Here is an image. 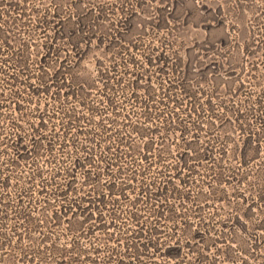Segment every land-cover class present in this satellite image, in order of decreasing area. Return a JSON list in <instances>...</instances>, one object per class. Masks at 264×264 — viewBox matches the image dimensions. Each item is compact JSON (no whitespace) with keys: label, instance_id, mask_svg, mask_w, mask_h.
Returning a JSON list of instances; mask_svg holds the SVG:
<instances>
[{"label":"rangeland","instance_id":"obj_1","mask_svg":"<svg viewBox=\"0 0 264 264\" xmlns=\"http://www.w3.org/2000/svg\"><path fill=\"white\" fill-rule=\"evenodd\" d=\"M181 1L5 0L0 38H7L10 50L0 54L7 62H0V146L21 134L31 143V127L45 111L42 132L53 147L34 149L15 171L6 170L12 177L7 187L0 185V264H48L59 259L57 248L72 247L75 230L62 213L79 212L64 209L73 199L56 197L64 180L52 177L83 155L91 169L86 174H102L92 185L80 171L77 198L90 189L109 192L113 179L119 184L93 210L106 227L82 236L81 248L95 258L89 264H115L123 257L134 259L132 264H264V0H243L242 9L232 8L238 0L222 1L230 7L231 38L255 41L239 65L237 83L244 87L238 91L209 75L185 79V48L195 33L184 16L191 4ZM210 1L191 0L195 5ZM162 8L172 14L159 26ZM86 11L93 12L94 41L119 42L94 53L116 66L120 83L109 92L100 83L84 107L81 98L66 99L65 89L32 97L28 80L12 82L9 71L26 78L19 59L33 75L30 82H37L57 23ZM45 19L47 27L39 26ZM159 55L170 62L155 59ZM108 98L114 111L103 109ZM93 103L98 108L92 113ZM74 115L76 128L62 137V124ZM146 140L155 142L148 155L142 149ZM4 146L0 159L13 157V148ZM137 231L145 233L139 240L133 237ZM133 242L136 248L151 246L139 256ZM173 244L182 247L177 258L166 251Z\"/></svg>","mask_w":264,"mask_h":264},{"label":"trees","instance_id":"obj_2","mask_svg":"<svg viewBox=\"0 0 264 264\" xmlns=\"http://www.w3.org/2000/svg\"><path fill=\"white\" fill-rule=\"evenodd\" d=\"M222 1L225 0H211L210 2L201 3L195 5L191 0H183L181 4H191L189 8L185 10V19H187L186 25L191 26V31L195 33V39L193 42L185 48L187 67L185 66L184 71H181L185 79H190L192 77L200 76V78H205L210 76L215 81H224L235 90H241L244 85L243 83H237L239 79L240 71L239 65L245 54L252 52V46H255V41L249 40L248 42H236V39L231 38V34L228 30L227 25V13L230 7ZM5 0H0V19L4 20V15L7 11L4 5ZM11 5V9L17 7L16 4L8 2ZM244 1L238 0L233 4V9H242L244 7ZM2 7V8H1ZM3 9V10H2ZM166 8L161 9V15L159 17V26L167 25L168 18L172 12L168 13ZM2 10V11H1ZM92 11H86L79 14L76 20L68 18L57 23L55 27V33L52 36L51 42L46 45V51L42 56L44 62V68L41 69V73L37 76V82H30L33 75L28 71L29 68L24 62L22 64V59H19L20 68L22 73L26 74V78L20 79V74L15 71H9L11 68L17 69L18 66L8 65V72L12 78L14 77L13 83L23 84L25 79L29 81V89L31 96L39 95L41 93L49 94L56 93L60 95L62 89L66 99H71L74 97L81 98V104L85 107L88 101H91V97L95 94L96 90L99 89L100 83H103L106 92L112 89L115 83H120L122 77H119L118 70L112 63H105L106 58H99L95 51H98L101 47H105L107 50H111L118 46V41L115 39H110L106 43L105 39H97L94 41V37L91 35L93 29V22H91L90 17L93 15ZM101 16V11L99 12ZM98 16V17H99ZM92 19V18H91ZM195 19V20H194ZM94 20V19H93ZM192 20V22H191ZM126 21H129L127 18ZM126 21H123V25H126ZM50 21L42 20L39 23L41 27H47ZM2 31V25L0 24V32ZM67 38V40H64ZM67 44L70 46L67 47ZM106 44V45H105ZM2 50H10V43L7 38H0V54ZM1 57V55H0ZM21 57V55L19 56ZM94 57L95 61L91 58ZM2 58V57H1ZM166 60L164 62H170L167 56L155 57V59ZM154 60V59H153ZM1 65L7 64L4 60L0 59ZM4 62V63H3ZM147 64H152V59H147ZM264 64V60L261 62ZM176 72H179V63H175ZM161 71V69L159 70ZM111 97V95H110ZM22 104L17 103V108L21 109ZM98 106L93 103L88 109L95 112ZM103 109L113 110L112 101L108 98L106 99V104ZM41 111V110H40ZM45 111L39 113V119L33 123L31 127V134L34 135L31 138V143H25V135H15L16 137H10L4 139L1 146H4V150L7 147L13 148L14 156L8 159H0L2 165L0 167V185L2 187H7L10 184V179L12 174L7 171H15L16 167L26 162L30 157L34 149L45 147L47 151L52 150V143L44 138L47 136L43 135V130L47 127V121H45ZM72 113L68 117H72ZM78 117L74 115L73 120H68L64 122L61 126L62 137H68L72 133L73 129L76 128V122ZM80 119V117H79ZM104 128V125H102ZM106 126V125H105ZM36 135L40 136L36 138ZM144 136V134H141ZM63 140L60 144L64 143ZM0 146V148H1ZM155 142L153 140H146L142 146L143 153L148 155L154 149ZM250 143L248 141L246 151L248 152ZM3 150V151H4ZM2 152V151H1ZM190 151H186L183 156L185 160L181 166L185 167L187 164V159ZM89 157L88 155H83L75 157L73 165L63 168L57 174L52 177L54 182H58L60 178H63V185L55 188V195L59 199L64 200L67 198L73 199L69 202L64 209L67 212H79V213H62V216L70 220L71 226L75 230V238L72 247L69 248H57L59 259H56L52 263L48 264H67L68 261H73L77 263L89 264V261H94L93 256L88 254V249L81 248L80 242L82 236L92 235L96 233L97 230L105 228L106 223L100 214L95 216L93 210L99 208L104 202L106 195H109L114 188L118 187V182L113 179L109 184V192L104 194L96 193L95 190L90 189L87 194L83 196L76 197L78 187V176L79 172L83 170L84 182H89L90 184L98 183L101 172L95 173L94 176H90L86 172L88 170ZM112 165V163L110 164ZM110 165L105 166L109 169ZM39 175H34L32 179H36ZM84 184V183H83ZM144 193V188L141 189ZM75 197V198H74ZM75 199V200H74ZM80 199V201H77ZM91 212V213H90ZM55 217L59 218L60 215L55 213ZM157 233V232H155ZM143 232L137 231L133 237L138 239L143 236ZM138 243V242H137ZM137 243L133 242V248H136ZM151 246L148 243L147 246L141 247L138 245L136 248L137 254L139 256L144 254V249ZM98 249L94 248L93 252H97ZM166 251L173 258L180 256L182 247L178 244L170 245ZM92 252V253H93ZM69 256V258H66ZM136 257V254L134 255ZM115 264H132L134 259L118 258Z\"/></svg>","mask_w":264,"mask_h":264}]
</instances>
